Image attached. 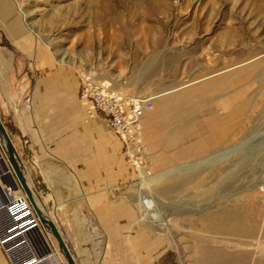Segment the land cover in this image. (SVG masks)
Here are the masks:
<instances>
[{
  "label": "rangeland",
  "instance_id": "374dc122",
  "mask_svg": "<svg viewBox=\"0 0 264 264\" xmlns=\"http://www.w3.org/2000/svg\"><path fill=\"white\" fill-rule=\"evenodd\" d=\"M15 1L38 61L44 51L76 77L89 71L127 95L159 94L142 120L149 179L171 172L148 184L157 204L140 196L119 150L133 171L125 186L134 227L148 226L172 264H264V0ZM0 76L3 102L21 75ZM217 133L226 142L208 147ZM231 148L226 161L201 165ZM225 209L237 213L218 218ZM218 221L233 228L212 230ZM111 253L140 264L136 250Z\"/></svg>",
  "mask_w": 264,
  "mask_h": 264
},
{
  "label": "crops",
  "instance_id": "0c3cea01",
  "mask_svg": "<svg viewBox=\"0 0 264 264\" xmlns=\"http://www.w3.org/2000/svg\"><path fill=\"white\" fill-rule=\"evenodd\" d=\"M40 52L38 61L17 2L0 0V75H21L17 90L0 101V119L39 207L57 225L76 264H134V257L111 253L129 249L140 264H172L165 243L151 240L148 226L133 225L125 186L133 171L120 157L119 138L102 115L85 118L90 102L79 98V77L71 68ZM6 60L14 62L10 70Z\"/></svg>",
  "mask_w": 264,
  "mask_h": 264
},
{
  "label": "built area",
  "instance_id": "2783aa9c",
  "mask_svg": "<svg viewBox=\"0 0 264 264\" xmlns=\"http://www.w3.org/2000/svg\"><path fill=\"white\" fill-rule=\"evenodd\" d=\"M78 73L79 98L89 101L85 118L102 115L117 135L127 163L138 173L149 175L141 120L153 106L156 93L127 95L94 74ZM140 179V177H138ZM0 249L9 264H65L48 238L8 161L0 138Z\"/></svg>",
  "mask_w": 264,
  "mask_h": 264
},
{
  "label": "water",
  "instance_id": "95a60500",
  "mask_svg": "<svg viewBox=\"0 0 264 264\" xmlns=\"http://www.w3.org/2000/svg\"><path fill=\"white\" fill-rule=\"evenodd\" d=\"M0 136L1 140L5 144V152L8 158V161L15 173V176L18 180L19 185L23 189L24 193L26 194L28 201L30 202L32 208L34 209L41 225L46 228L55 238L59 251L63 255L66 264H76L74 257L69 250L63 236L61 235L60 230L58 229L55 222L49 218L45 213L40 209L39 205L37 204L36 196L29 186V183L26 179L24 174L23 166L17 156L15 146L13 141L7 132L3 122L0 119Z\"/></svg>",
  "mask_w": 264,
  "mask_h": 264
},
{
  "label": "bare ground",
  "instance_id": "6f19581e",
  "mask_svg": "<svg viewBox=\"0 0 264 264\" xmlns=\"http://www.w3.org/2000/svg\"><path fill=\"white\" fill-rule=\"evenodd\" d=\"M54 14V13H53ZM55 16H57V14L55 15ZM256 64H258V63H256ZM244 70H246V69H244ZM254 70V69H253ZM252 71V70H251ZM236 72V71H235ZM243 72V70H239L237 73H235V74H229V75H226L225 76V79L226 80H230V78L233 76V75H236L237 76V79L238 78H240V74ZM94 79V78H93ZM96 79V81H97V77L95 78ZM94 79V80H95ZM98 80L100 81V82H103V83H107V84H109V85H111L109 82H108V80L105 78V77H101V78H98ZM231 83V82H230ZM211 85V81H205V82H203L201 85H199V87H195V88H191V89H189L188 91H190V92H188V93H192V92H194V91H199V90H204V88H208L209 86ZM112 87V86H111ZM180 94H183V93H180ZM187 94V93H186ZM158 95L159 94H157L156 95V97H158ZM178 97H181V95H177ZM178 101L180 100V99H177ZM146 114V113H145ZM144 117V116H143ZM214 117V116H213ZM223 118V117H222ZM142 120H143V118H142ZM142 120H141V124H142V128H143V122H142ZM217 120V119H216ZM221 121V120H220ZM210 131V130H209ZM214 132V131H213ZM207 137V136H206ZM0 138H1V136H0ZM226 140H227V135H225L224 133H217V134H214V136L212 137V138H210V139H208V140H205L206 141V143H208L207 144V146L209 147H213V146H222L223 144H224V142H226ZM234 151V148L232 149H227V150H225V151H223L222 153V157H218L219 159H211L212 161H209V159H207V160H205V161H203L202 163H201V165H203V164H210V165H215V164H217L218 162L220 163V161H222V162H224V161H226V159H227V157L230 155V153L231 152H233ZM219 156V155H218ZM209 165V166H210ZM175 171V170H174ZM173 172V171H172ZM177 172V171H176ZM169 173H171L170 171H167V172H165V173H161V174H157V175H155V176H153L151 179H149V176L150 175H145V174H143V173H138V177H140V179H139V184L141 185L142 184V188L141 189H143V194L141 195L140 194V196L142 197L143 196V198H145V195L146 196H149V194H151V192L149 191V183H150V181H152V180H157V179H159V178H161V177H166ZM30 186V185H29ZM254 186H252L251 188L252 189H254L255 190V187L253 188ZM252 192H253V190H252ZM238 196H239V194H237ZM151 196H152V201L153 202H157L155 199V197L151 194ZM36 200H37V198H36ZM38 200H37V204H38ZM157 204V203H156ZM43 212H44V210H43V207L42 208H40ZM45 213V212H44ZM237 213V211H235L234 213H230L227 209H225L224 211H220L218 214H219V216H218V218H220L222 215H225V214H236ZM217 214V215H218ZM46 215V214H45ZM214 217V216H213ZM218 220V219H217ZM214 223V224H213ZM211 225V229L212 230H215V231H217V232H219V231H221V230H223V229H225L226 228V230L225 231H230L233 227H231V226H229V227H227V224H225L223 221H218V222H213ZM210 225V224H209ZM208 225V226H209ZM161 227V226H160ZM162 229H164L163 227H161ZM224 231V230H223ZM222 232V231H221Z\"/></svg>",
  "mask_w": 264,
  "mask_h": 264
}]
</instances>
